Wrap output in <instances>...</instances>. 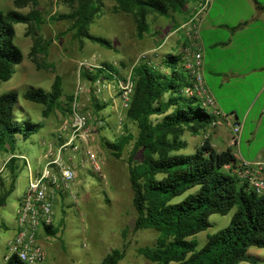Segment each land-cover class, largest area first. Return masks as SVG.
<instances>
[{
  "label": "rangeland",
  "instance_id": "374dc122",
  "mask_svg": "<svg viewBox=\"0 0 264 264\" xmlns=\"http://www.w3.org/2000/svg\"><path fill=\"white\" fill-rule=\"evenodd\" d=\"M98 1L100 10L90 23L89 31L107 37L113 47L87 36H77L72 18H53V15L73 11L78 0H38L37 7L43 18L42 22L14 23L13 40L23 51L24 57L14 65L8 79H0V93L16 90L18 97L14 106L15 115L30 116L34 121L41 120L43 126L27 138L17 134L13 149L0 148V166L9 156H15L14 177L7 163L0 170V192L5 191L12 182V189L0 205V264H5L7 241L16 231V208L20 196L27 188L31 170L29 164L32 170L44 165L48 150L44 141L53 136V130L60 126L63 118L71 116L72 100L68 95L74 97L78 85L89 80L83 71L90 69L83 61L93 63L107 60L125 71L143 60L158 65L166 53L186 54L187 46L192 49L197 46V34L190 35L191 30L181 25L204 0L190 1L182 12H150L147 17L149 29L143 35L138 32L134 15L118 9L115 0ZM33 7L32 1L17 5L15 0H0V10L16 8L28 12ZM56 74L61 76L64 92L61 107L45 116V105L25 98L24 92L32 86L51 89ZM80 99L86 101L87 94L84 91L80 94ZM91 103L94 104L90 102L88 106ZM112 105L113 103H109L107 107V111L110 110L106 113L108 124L98 127L95 138L90 142L104 161L102 169L94 170L89 161H82L85 156L83 148L72 149L64 155L65 160L74 163L78 169L76 188H79V193L77 199L70 193H58L55 199V225L59 227L57 233H48L41 228L40 241L47 250L48 264H99L103 256L114 247L124 251L119 264L151 263L140 251V247L154 243L159 231L134 227L136 210L132 201L128 161L131 145L125 148L121 156H117L103 142V136L113 139L128 129L136 132L137 125L126 116L124 125L119 127ZM206 107L213 112L211 106ZM253 114L254 112L249 117L243 134L239 133V141L233 145V150L238 152L239 160L245 158L264 161V120L258 130L252 132L255 127L253 119L256 118ZM211 127L215 126L210 124L197 132L187 129L184 137L188 140V145L182 150L194 152ZM221 132L227 139L232 137L233 130L226 120L219 131L214 132L212 139L217 141ZM225 146L218 145L217 148H226ZM139 155L140 153L137 154ZM191 190L194 188L177 196L175 200L181 199ZM235 210L236 206L225 214L212 213V224L194 236L199 245L207 241L208 234L227 225ZM252 247L255 250L250 252L254 259L244 260L240 264H264V247L259 248L260 251L256 250L258 246Z\"/></svg>",
  "mask_w": 264,
  "mask_h": 264
},
{
  "label": "trees",
  "instance_id": "16d2710c",
  "mask_svg": "<svg viewBox=\"0 0 264 264\" xmlns=\"http://www.w3.org/2000/svg\"><path fill=\"white\" fill-rule=\"evenodd\" d=\"M32 1L34 7L23 12L16 8L0 10V79H8L14 65L23 60V51L14 42L15 22L40 23L43 18L37 7L38 0H15L17 5ZM117 8L130 12L137 21L138 32L143 35L149 29L147 17L152 11L169 14L170 10L182 12L190 1L197 0H115ZM199 1V0H198ZM98 0H78L77 7L53 18H72L77 36H87L109 47L110 39L89 31V25L100 10ZM259 7H264L261 3ZM184 53H166L160 64L143 60L133 65L135 90L127 117L137 125V131L110 139L104 137L107 148L121 156L131 145L129 178L133 189V205L136 210V229L154 228L159 231L152 244L143 245L140 251L150 264H239L244 259H254L251 246L264 247V192L249 188L233 172L229 164L237 155L231 145L217 149L209 136L197 145L194 152L182 149L188 145L184 137L187 129L197 132L206 129L214 113L209 111L197 95L187 94L184 87L190 83L191 70L184 63ZM99 73L106 77L123 75L120 66L102 61ZM89 78L95 74L84 70ZM62 79L56 74L51 89L29 87L25 98L43 103V114L48 116L61 107ZM18 93L6 90L0 93V148L13 149L16 135L27 138L43 126L30 116L17 117L14 112ZM73 99V95H68ZM100 109L104 104L95 100ZM140 153L139 156L137 154ZM15 156L7 164L15 176ZM189 191L179 200L175 198ZM12 189V182L0 192V205ZM236 210L230 222L208 234L207 241L199 245L194 237L209 227L214 212L227 213ZM46 232L55 234L59 227L50 224ZM124 251L114 247L99 264H119ZM5 264H32L16 253L5 258Z\"/></svg>",
  "mask_w": 264,
  "mask_h": 264
},
{
  "label": "built area",
  "instance_id": "2783aa9c",
  "mask_svg": "<svg viewBox=\"0 0 264 264\" xmlns=\"http://www.w3.org/2000/svg\"><path fill=\"white\" fill-rule=\"evenodd\" d=\"M209 0H204L196 7L193 15L181 26H187L191 31L190 35L197 33L198 23L209 4ZM196 47L192 49L186 47L184 63L191 70L190 83L184 87L187 94L197 95L201 98L205 106H211L215 115L213 125L229 122L233 129L231 137L232 143H237L240 138V122L232 123L229 114H224L218 106L214 94L210 91L204 75V58L202 51ZM94 77H90L88 82L80 83L75 91L71 103V116L63 118L60 126L54 129V134L44 143L48 145L44 165L36 170H32L31 164L29 181L23 195L20 196L16 208V231L8 239V252L16 253L21 259L32 264H48L47 250L40 241L41 228L55 224V199L58 193H70L75 199L78 198L76 180L78 169L74 163L65 160L64 155L72 149L85 151L84 161H89L94 170L100 171L103 165L102 157L91 147V140L95 138L98 127L108 124L106 118L107 107L113 103L112 107L116 115L117 125L123 126L127 110L131 105L135 90V80L133 76V66L125 70L123 75L106 77L104 74L96 72L99 67H104L103 62L83 61ZM84 91L87 94L86 101H81L80 94ZM97 100L104 106L97 109L94 104ZM120 101V103H118ZM10 157V156H9ZM3 161L0 170L7 163ZM231 167L234 173L245 182L249 188H253L258 193L264 192V162L260 160H247L237 157Z\"/></svg>",
  "mask_w": 264,
  "mask_h": 264
},
{
  "label": "crops",
  "instance_id": "0c3cea01",
  "mask_svg": "<svg viewBox=\"0 0 264 264\" xmlns=\"http://www.w3.org/2000/svg\"><path fill=\"white\" fill-rule=\"evenodd\" d=\"M209 1L196 33L206 83L220 109L229 114L230 122H240V133L243 134L253 112L256 118L252 132L257 131L264 120V7L258 6L264 5V0ZM223 123L213 125L207 136L216 148L233 147L236 143L223 132L217 141L212 139ZM259 248L262 247L256 250L260 251ZM251 250L255 249L251 246Z\"/></svg>",
  "mask_w": 264,
  "mask_h": 264
}]
</instances>
